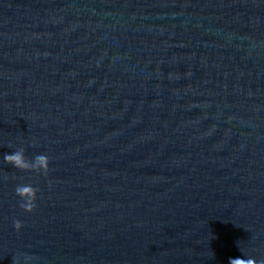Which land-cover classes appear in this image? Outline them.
I'll return each instance as SVG.
<instances>
[{
	"label": "water",
	"instance_id": "obj_1",
	"mask_svg": "<svg viewBox=\"0 0 264 264\" xmlns=\"http://www.w3.org/2000/svg\"><path fill=\"white\" fill-rule=\"evenodd\" d=\"M250 260L264 0H0V264Z\"/></svg>",
	"mask_w": 264,
	"mask_h": 264
},
{
	"label": "clouds",
	"instance_id": "obj_2",
	"mask_svg": "<svg viewBox=\"0 0 264 264\" xmlns=\"http://www.w3.org/2000/svg\"><path fill=\"white\" fill-rule=\"evenodd\" d=\"M5 159L17 168L34 170L36 172L47 173L50 170V159L46 155H37L34 160H29L23 153V150L14 152L13 154H6ZM17 195L26 201L22 205L26 211L35 209L37 190L32 186H19L17 188ZM16 226L19 227V221H16ZM235 259V258H234ZM249 264H254L253 261H249Z\"/></svg>",
	"mask_w": 264,
	"mask_h": 264
}]
</instances>
